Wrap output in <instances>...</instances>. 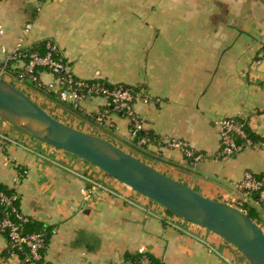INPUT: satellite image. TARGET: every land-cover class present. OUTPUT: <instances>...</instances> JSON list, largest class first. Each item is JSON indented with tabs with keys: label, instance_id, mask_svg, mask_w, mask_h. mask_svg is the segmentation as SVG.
I'll list each match as a JSON object with an SVG mask.
<instances>
[{
	"label": "crops",
	"instance_id": "obj_1",
	"mask_svg": "<svg viewBox=\"0 0 264 264\" xmlns=\"http://www.w3.org/2000/svg\"><path fill=\"white\" fill-rule=\"evenodd\" d=\"M28 22L25 46L42 44L44 52L45 41L54 42L76 78L134 87V110L159 142L142 154L129 119L102 97L78 110L41 97L59 121L151 159L156 170L233 206L244 174H264V56L254 63L264 45V0H0V63ZM14 64L7 72L13 79ZM39 77L54 78L44 69ZM224 117L240 119L257 140L221 158ZM0 132V184L17 192L22 214L45 229L49 264H137L141 253L164 264H251L218 234L1 116ZM170 139L187 142L203 160L187 159ZM6 249L0 235V264H25Z\"/></svg>",
	"mask_w": 264,
	"mask_h": 264
},
{
	"label": "built area",
	"instance_id": "obj_2",
	"mask_svg": "<svg viewBox=\"0 0 264 264\" xmlns=\"http://www.w3.org/2000/svg\"><path fill=\"white\" fill-rule=\"evenodd\" d=\"M30 29L31 23L28 22L22 28L14 48L4 52V58L0 63L1 78L12 85H14L12 82L26 84L27 81H30L35 87L51 93L58 101L68 104L76 110L80 109L82 101L102 97L106 100L108 109L120 111L129 119V135L135 145L141 147L151 144L147 137L139 134L144 128L142 119L134 110L137 94L134 87L124 84L111 85L99 78L90 80L76 78L54 42L46 41L44 52L30 50L25 46ZM263 56L264 49L261 56L254 60V63L259 64ZM18 61L22 62L21 66H15L14 63ZM12 64H14V79L6 77ZM40 69L49 71L54 76L53 80L43 83L39 77ZM143 100L144 102L149 101L147 97ZM107 108L102 111V117L108 112ZM218 124L220 126V149L217 157L232 156L252 145V140L247 137L243 123L238 118L224 117L219 119ZM3 139L4 136L0 132V141ZM168 144L178 147L187 159L194 162L203 160L201 152L194 150L181 139H170ZM18 183L19 178H14V187ZM237 189L241 191V197L234 202L235 207L246 215L250 208L255 209L257 216L253 221L258 226L260 223H264V174L256 175L246 172L242 181L237 185ZM18 199V193L14 190L11 192L0 190V204L3 206L0 216V235H4L7 239V253L19 256L25 264H49L43 253L45 248L44 230H26V224L31 222V219L19 210ZM136 263L155 264L147 253H142Z\"/></svg>",
	"mask_w": 264,
	"mask_h": 264
},
{
	"label": "water",
	"instance_id": "obj_3",
	"mask_svg": "<svg viewBox=\"0 0 264 264\" xmlns=\"http://www.w3.org/2000/svg\"><path fill=\"white\" fill-rule=\"evenodd\" d=\"M0 116L29 137L84 159L169 212L218 234L251 264H264V231L240 209L207 198L106 139L59 121L1 77Z\"/></svg>",
	"mask_w": 264,
	"mask_h": 264
},
{
	"label": "trees",
	"instance_id": "obj_4",
	"mask_svg": "<svg viewBox=\"0 0 264 264\" xmlns=\"http://www.w3.org/2000/svg\"><path fill=\"white\" fill-rule=\"evenodd\" d=\"M262 48L264 49V45L262 46ZM40 50L42 51V44L41 45H37L35 47H32L30 48V50ZM44 91V90H43ZM45 96H47L48 98L52 99V100H55L56 102H58V100L51 94V93H47V95L45 94ZM64 106H66L68 109H72V107L68 104H64ZM240 120V119H239ZM243 128L247 134V137L250 138L251 140H257V137L249 130V128L244 124L243 122ZM140 135L142 136H145L149 139V142L151 144H157V142H159V140L156 138V136L149 130H141L139 132ZM241 141V140H240ZM140 147V146H139ZM140 148H142L143 150H145L146 152H143L142 154H148L149 155V149H148V145L145 144V145H142ZM0 190L4 191V192H11L13 190H9L8 188H6L4 185H1L0 184ZM19 200V199H18ZM17 205H18V201H17ZM2 209H3V206L0 204V216H1V213H2ZM247 216L250 217L251 219H255V217L257 216V212L255 211V209L253 208H250L248 213H247ZM42 226L40 227L37 223H35L34 221L31 220V222L27 223L26 224V230L27 231H37V230H42ZM44 230V234H45V243H46V240H47V237L48 235H46L45 233V229ZM142 254V253H141ZM137 255L135 256V258L133 260H135V262L137 261L138 257L141 255ZM152 260L154 261L155 264L159 263L152 255L148 254Z\"/></svg>",
	"mask_w": 264,
	"mask_h": 264
},
{
	"label": "rangeland",
	"instance_id": "obj_5",
	"mask_svg": "<svg viewBox=\"0 0 264 264\" xmlns=\"http://www.w3.org/2000/svg\"><path fill=\"white\" fill-rule=\"evenodd\" d=\"M46 41H49V40H46ZM45 41V42H46ZM72 71V70H71ZM73 73V72H72ZM6 77H8L6 75ZM15 86H20L21 88H23L24 91H22L24 94H26L28 97H30L34 102H36L40 107H42L44 110H48L47 112L50 114V112L54 115H52L53 117L57 118H62L56 111H54L50 106L46 105L47 103H44L41 99V97L45 96V94L47 95L48 92L46 91H43L42 89H39L37 87H35L33 84L29 85V84H25V85H29L31 86L30 89H28L27 87H24L20 84L22 83H17V82H12ZM40 96V97H39ZM48 106V107H47ZM135 153V152H134ZM137 154V153H135ZM137 156H139L140 160L143 161V159H147V162L146 164H154L155 165V161L151 160V159H148V158H145V157H141L140 155L137 154ZM145 161V160H144ZM151 166V165H150ZM194 190V189H193ZM197 192V191H196ZM171 213V212H170ZM173 214V213H171ZM175 215V214H174ZM263 229H264V223L261 224Z\"/></svg>",
	"mask_w": 264,
	"mask_h": 264
}]
</instances>
